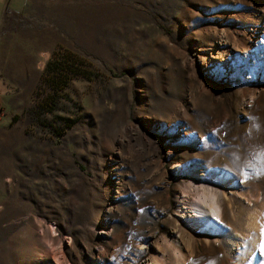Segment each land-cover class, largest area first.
Wrapping results in <instances>:
<instances>
[{
	"label": "rangeland",
	"instance_id": "rangeland-1",
	"mask_svg": "<svg viewBox=\"0 0 264 264\" xmlns=\"http://www.w3.org/2000/svg\"><path fill=\"white\" fill-rule=\"evenodd\" d=\"M262 227L264 0H0V264H264Z\"/></svg>",
	"mask_w": 264,
	"mask_h": 264
},
{
	"label": "bare ground",
	"instance_id": "bare-ground-1",
	"mask_svg": "<svg viewBox=\"0 0 264 264\" xmlns=\"http://www.w3.org/2000/svg\"><path fill=\"white\" fill-rule=\"evenodd\" d=\"M183 201L186 209H192L193 214L191 216V223L195 228L207 229L211 226L212 222H219L222 217L221 209L216 208L218 203L214 194L206 195L204 193L197 195L194 199H191L189 195L186 194L183 196ZM250 220L252 219L250 218ZM181 236L182 235L179 233L175 236L174 240H167L168 246L172 250L171 257L162 252L159 247H155L157 253L148 259L147 264H163L162 262L164 261H171V264H184L189 256V253L187 250L183 251L182 249ZM204 239L207 241L206 238ZM55 264L58 263L55 262Z\"/></svg>",
	"mask_w": 264,
	"mask_h": 264
},
{
	"label": "trees",
	"instance_id": "trees-1",
	"mask_svg": "<svg viewBox=\"0 0 264 264\" xmlns=\"http://www.w3.org/2000/svg\"><path fill=\"white\" fill-rule=\"evenodd\" d=\"M57 62H58V61L55 59V56H54L52 59H50V60L48 61V67H49L50 65L53 67V66L55 65V63H57ZM48 67H47V68H48ZM45 70H47V69L44 68V71H45ZM44 71H43V72H44ZM62 71H63V73H68L69 70H67V69H63Z\"/></svg>",
	"mask_w": 264,
	"mask_h": 264
},
{
	"label": "snow or ice",
	"instance_id": "snow-or-ice-1",
	"mask_svg": "<svg viewBox=\"0 0 264 264\" xmlns=\"http://www.w3.org/2000/svg\"><path fill=\"white\" fill-rule=\"evenodd\" d=\"M261 236L264 238V227L261 228ZM261 250L264 251V239H262Z\"/></svg>",
	"mask_w": 264,
	"mask_h": 264
}]
</instances>
